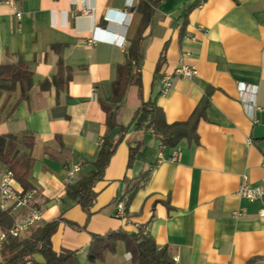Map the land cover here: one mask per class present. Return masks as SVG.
Instances as JSON below:
<instances>
[{"label":"crops","instance_id":"obj_1","mask_svg":"<svg viewBox=\"0 0 264 264\" xmlns=\"http://www.w3.org/2000/svg\"><path fill=\"white\" fill-rule=\"evenodd\" d=\"M140 1L15 0L22 12L17 20L0 0V65L21 56L33 72L27 98L16 102L18 90L0 97V134L34 136L29 180L42 218L23 236L60 217L84 228L61 220L51 238L53 249L73 250L80 264H87L92 234L144 227L177 264H264L261 203L237 193L244 176L252 186L264 176V0H202L190 10L198 0H144L149 10L141 38V91L127 87L120 117L127 129L109 131L100 100L106 101L127 59L141 23ZM84 7L91 12L81 14ZM106 15L115 20L108 22ZM59 59L58 73L70 72L67 85L58 91L53 84L41 88L57 73ZM181 64L195 66L196 76L172 74ZM164 72L172 74V86L160 95L158 78ZM239 83L256 86L259 109L252 111ZM148 99L162 108L167 123L186 121L202 110L196 137L168 147L149 128L135 130L134 111ZM106 135L120 141L95 185L87 218L67 198L64 178L73 164L80 165L77 179L93 168ZM136 142L141 147L128 166L129 145ZM173 151L175 161L170 160ZM144 171L148 177L142 181ZM15 187L23 189L17 181ZM122 197H127L124 220L113 216L114 200ZM35 259L43 262L40 254ZM99 264L131 262L121 244Z\"/></svg>","mask_w":264,"mask_h":264},{"label":"trees","instance_id":"obj_2","mask_svg":"<svg viewBox=\"0 0 264 264\" xmlns=\"http://www.w3.org/2000/svg\"><path fill=\"white\" fill-rule=\"evenodd\" d=\"M159 1L155 0L154 4ZM200 1L202 0H198L188 10ZM137 10L142 13L141 23L135 35L130 39L127 59L119 66L116 77L111 81L110 94L106 101L100 100V104L106 113V124L109 131L117 127L118 131L123 133L127 129L120 121L122 102L126 96L127 87L137 85L141 91V38L147 22L149 7L144 0H141ZM158 65H160V61L157 68ZM61 68L62 62L59 59L57 73L52 75L51 81L48 79L42 81L41 88L45 89L50 84H53L57 91L65 88L70 80V72L66 69V75H60L58 71H61ZM32 82L33 72L21 56H18L15 62L0 65V97L4 91L11 93L18 90L19 98L16 102L25 99ZM201 113L202 110H194L186 121L167 123L162 108L156 104L154 99H148L147 101H140L132 120L135 130L151 128L160 136L164 145L174 147L182 138L196 137V125ZM119 141L120 138L113 139L106 135L92 162L93 168L86 175L79 177L73 184L66 186L67 198L74 200L85 212L87 218L92 214L91 207L97 194L95 185L103 178V172ZM33 145L34 136L30 132L26 131L20 135L15 133L0 134V164L13 172L16 181L25 191L32 188L29 178L34 162L31 155ZM140 147V142H136L134 146L129 145L128 166L131 165ZM140 177L142 181L146 180L148 171H144ZM137 187L138 185L128 192V200L132 198ZM118 200L115 199L114 202L116 203ZM61 220L75 229L84 228L74 221L59 217L38 225L27 236H8L0 248V264H80L73 250L55 251L53 249L51 238L57 231ZM13 221L14 217L11 213L0 209L1 231H7ZM121 244L129 254L131 264H177L169 256L166 248H158L154 240L141 229L136 232H127L121 228L115 231H107L104 234L91 235L86 254L87 264H99L107 254L114 253ZM35 254H40L43 262L37 261Z\"/></svg>","mask_w":264,"mask_h":264},{"label":"built area","instance_id":"obj_3","mask_svg":"<svg viewBox=\"0 0 264 264\" xmlns=\"http://www.w3.org/2000/svg\"><path fill=\"white\" fill-rule=\"evenodd\" d=\"M12 10L17 20L21 19L22 12L16 7L15 0H3ZM81 14L87 15L91 12V9L84 7L80 10ZM126 12H123V15ZM113 18L112 16L106 15V19ZM115 19V18H114ZM121 43L122 41H117ZM172 74L181 78H192L196 76L197 69L193 65L181 64L173 68ZM172 74L164 72L158 78L159 84V94L165 95L172 86ZM238 91L240 95L247 94L248 102L252 111L254 109H259L254 102V95L256 91V86L251 84L239 83ZM150 131H153L149 128ZM162 160V155L159 156ZM177 158L176 151L170 156L171 161H175ZM264 166V160H263ZM80 171L79 164H73L68 168L66 176L64 178L65 186L73 184L77 180V174ZM16 179L11 170L5 169L0 173V209L13 213L18 209L27 208V211L18 217L14 218L12 225L7 231L0 232V248L3 241L8 237H23V233L27 231L36 222L40 221L42 218L41 208L33 204L34 190H23L15 187ZM238 195L241 198L247 199L249 201H260L261 205L258 210V217L260 220H264V176L261 178L260 183L257 185H250L246 181L244 176L238 188ZM126 201L127 197H122L117 201L113 216L115 218L124 220L126 218ZM140 229V228H139ZM141 230L146 233V227L141 228Z\"/></svg>","mask_w":264,"mask_h":264},{"label":"clouds","instance_id":"obj_4","mask_svg":"<svg viewBox=\"0 0 264 264\" xmlns=\"http://www.w3.org/2000/svg\"><path fill=\"white\" fill-rule=\"evenodd\" d=\"M115 20L114 18H108L107 21L110 22V21H113ZM118 41H122L121 39H118Z\"/></svg>","mask_w":264,"mask_h":264}]
</instances>
